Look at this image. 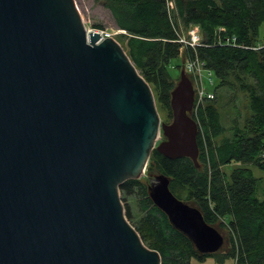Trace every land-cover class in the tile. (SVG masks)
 I'll list each match as a JSON object with an SVG mask.
<instances>
[{
  "label": "water",
  "instance_id": "water-1",
  "mask_svg": "<svg viewBox=\"0 0 264 264\" xmlns=\"http://www.w3.org/2000/svg\"><path fill=\"white\" fill-rule=\"evenodd\" d=\"M193 99L181 70L161 122L148 83L117 41L87 32L74 0H0V264H161L120 200L144 176L197 254L220 251L169 178L145 174L153 150L199 167Z\"/></svg>",
  "mask_w": 264,
  "mask_h": 264
},
{
  "label": "trees",
  "instance_id": "trees-1",
  "mask_svg": "<svg viewBox=\"0 0 264 264\" xmlns=\"http://www.w3.org/2000/svg\"><path fill=\"white\" fill-rule=\"evenodd\" d=\"M94 1L125 32L121 47L150 86L155 102L170 117V92L179 80L170 70L181 71V56L194 54L191 49L182 51L175 42L179 24L184 29L199 26L202 46L196 55L213 72L216 83L215 99L199 112L203 127V138L197 135L199 167L188 158L168 159L153 150L145 174L150 176L156 170L167 176L172 194L173 189L178 190V199L196 207L206 224L223 228L227 239L217 230L227 240V249L197 254L189 239L153 205L143 179L126 180L119 186L121 200L122 196L123 200L143 197L138 202L141 217L135 226L129 223L143 244L159 253L161 264H190L210 257L218 264H264V200L257 196L263 178L255 176L256 170L264 176V44L256 41L264 23V0H168L170 5L167 0ZM224 37H234L235 44L219 43ZM177 58L181 64L173 67L171 62ZM234 82L246 94L247 114L241 126L234 124L231 138L216 143L221 130L217 92ZM127 219L132 220L130 210Z\"/></svg>",
  "mask_w": 264,
  "mask_h": 264
},
{
  "label": "rangeland",
  "instance_id": "rangeland-1",
  "mask_svg": "<svg viewBox=\"0 0 264 264\" xmlns=\"http://www.w3.org/2000/svg\"><path fill=\"white\" fill-rule=\"evenodd\" d=\"M74 1H75L76 8L80 14V17L83 20V23L87 29L89 30H94V29L109 30V31H116L118 29L114 25V22L110 16L109 11L104 9L100 3H96L94 0H74ZM96 25H100L101 27L98 28L96 27ZM190 26L191 25L187 26V28L184 29L179 24V28H178L179 30L177 29L176 30L179 34L185 35L187 33V30L190 28ZM200 35H201V31H200ZM124 36H125V33H122L119 35L117 33L114 35V40L117 41V43L121 46V44L125 42ZM256 41L258 44H262V45L264 44V23L259 28ZM179 64H181L180 58H177L171 62V65L173 67ZM170 74L173 78H176L177 75L180 74V71L177 68H173L170 70ZM251 85H252V82H251ZM239 86H240L239 83L234 82L232 87L223 88L221 90H218L217 92L218 100H217L216 107L220 115L221 130L219 131V134L217 135V137L214 139L216 143L221 142L225 138H231V132H232V128L234 127V124L241 126L244 118L246 117L247 98H246V94L242 93L239 90ZM155 105H156V109L160 117V121L163 123L171 122L172 113L170 117L168 115V110L166 108L161 107V105H159V103H156V102H155ZM198 129H199L198 133L200 135H203V127L200 121L198 123ZM162 137L163 135L161 132L159 134V138H158V141L156 142V145L160 143ZM203 152L204 154L207 155L208 150L206 146H204ZM151 162L152 160L151 158H149L146 169L147 167H149ZM152 173L156 174V170H153ZM255 176L263 178V180L261 181V184L259 185L257 196L259 199L264 200V176L258 170L255 171ZM139 179L146 180V177L144 176ZM177 191L178 190L173 189V194L176 198H180ZM185 195L186 193L184 192L183 196L185 197ZM120 200H121V193H120ZM142 200H143V197L141 195H140V198L133 197L127 200H123V196H122L121 204L124 209L125 217L127 219V212L128 210H130V212L132 213V220L127 219V221L131 222L134 226L137 224L139 218L142 215L138 208V202L140 204ZM128 206H130L129 209H128ZM221 219L220 221L222 222ZM217 224H219V222ZM215 227L219 229L221 232H223L222 231L223 228L220 229L217 225H215ZM223 234L225 238L227 239L228 235L226 234V232H223ZM226 249H227V240L224 242V245L220 249V252L225 251ZM190 264H218V263L215 261L214 258L210 257V258H206L204 261L193 260L191 261ZM229 264H234V261H231V263Z\"/></svg>",
  "mask_w": 264,
  "mask_h": 264
},
{
  "label": "built area",
  "instance_id": "built-area-1",
  "mask_svg": "<svg viewBox=\"0 0 264 264\" xmlns=\"http://www.w3.org/2000/svg\"><path fill=\"white\" fill-rule=\"evenodd\" d=\"M167 4L171 3L167 0ZM87 32H96L100 35L101 40L105 38H114V35L118 33H125L121 30L109 31V30H89L85 27ZM181 47L182 51L186 49H191L194 54L190 56H181L182 57V70L186 76L191 79V83L194 90V99L192 109L189 112V116L197 124V134L199 132L198 123H199V112L205 105L215 99L214 87L215 77L213 72L210 69L206 68V64L201 61L196 55V49L202 46V37L200 35V28L197 25H191L187 30L185 35L178 34L177 40H175ZM236 39L234 37H224L219 40V43L225 46L234 45ZM203 138V135H201Z\"/></svg>",
  "mask_w": 264,
  "mask_h": 264
},
{
  "label": "flooded vegetation",
  "instance_id": "flooded-vegetation-1",
  "mask_svg": "<svg viewBox=\"0 0 264 264\" xmlns=\"http://www.w3.org/2000/svg\"><path fill=\"white\" fill-rule=\"evenodd\" d=\"M163 140H164V137H162L161 141H163ZM161 141H160V142H161ZM152 176H154V174H152ZM150 177H151V175H150ZM149 179H150V178H149ZM146 180H147V185H148V183H149V182H148V179H146Z\"/></svg>",
  "mask_w": 264,
  "mask_h": 264
},
{
  "label": "bare ground",
  "instance_id": "bare-ground-1",
  "mask_svg": "<svg viewBox=\"0 0 264 264\" xmlns=\"http://www.w3.org/2000/svg\"><path fill=\"white\" fill-rule=\"evenodd\" d=\"M160 133V132H159Z\"/></svg>",
  "mask_w": 264,
  "mask_h": 264
},
{
  "label": "clouds",
  "instance_id": "clouds-1",
  "mask_svg": "<svg viewBox=\"0 0 264 264\" xmlns=\"http://www.w3.org/2000/svg\"><path fill=\"white\" fill-rule=\"evenodd\" d=\"M114 39V38H113Z\"/></svg>",
  "mask_w": 264,
  "mask_h": 264
}]
</instances>
